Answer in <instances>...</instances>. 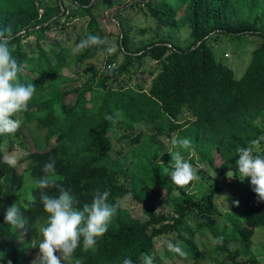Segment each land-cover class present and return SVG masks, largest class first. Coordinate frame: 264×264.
<instances>
[{
  "label": "trees",
  "instance_id": "obj_1",
  "mask_svg": "<svg viewBox=\"0 0 264 264\" xmlns=\"http://www.w3.org/2000/svg\"><path fill=\"white\" fill-rule=\"evenodd\" d=\"M57 1L56 6H45L40 14L36 0H0V29L9 26L12 29L11 44L16 45L13 56L23 66L19 78L36 87L28 110L14 117L20 120V127L13 133L0 134V239H9L6 247L12 254L13 264H17L19 254H24L25 249L39 253L42 236L38 229L47 220V213L39 202L40 190L35 187L31 190L35 203L31 199L21 202L19 192L25 184L23 174L29 171L33 180L39 178L50 158L55 159L61 183L73 192L79 206L90 203L97 189L110 193V203L120 204V199L129 194L142 203L144 220L132 217L120 205L97 245L86 252L82 247L77 248L73 260L80 259L82 264H123L125 259H131L133 264H142L141 254L146 253L153 258V264H165L164 258L175 264H205L201 261L202 250L195 232L207 230L211 234L212 253L226 255L230 264H245L237 258L240 251L244 255L249 253L256 228L264 227V201H258L250 178L241 181L236 177L228 181L227 173L230 169L236 173L237 149L264 136V29L258 28L252 17L254 8H260L264 15V0H176L178 6L171 4L173 0H145L156 21L174 25L184 20L191 29V45L183 49L154 43L131 52L124 35V62L102 77L98 88L86 82L64 91L57 90L63 82L54 75L64 65L65 50H46L38 43L35 55L20 46L25 34L36 33L37 29L42 33L52 31L67 11L66 2L89 14L92 12V0ZM182 6H185V15L176 20ZM92 21L91 28H98L94 17ZM214 33L237 39L247 35L261 38L240 79L234 77L230 67L216 61L210 44ZM41 40L43 36L37 42ZM102 49V44L87 47L77 55V60L92 59ZM49 55L54 57V63ZM146 57L157 62L159 70L149 89L127 86L122 77L135 61L142 63ZM114 84L118 87H113ZM54 87L56 90L47 95ZM73 95L75 102L68 103L67 99ZM184 111L190 112L192 119L181 123L179 118ZM117 112L119 118L115 122L105 118L115 117ZM141 122L157 129L159 134L178 132V140L188 139L189 145L181 149L192 165L203 161L197 153L200 149L212 148L222 160L217 171L223 182H216L200 201L182 189L173 199L172 214L156 212L149 201L161 197L159 190L170 188L173 182L169 176L161 175L163 166L153 162V158L162 156L163 161L169 162L171 155L165 154L150 136L131 161L125 162L121 152L114 150V140L131 137L135 125ZM23 130L28 136L23 135ZM142 137L133 138V144H140ZM28 138H32L33 148H28L26 170L19 173L6 162L5 154L16 143L27 149ZM208 160L213 165L215 158ZM193 182L194 179L188 185ZM225 190L229 192L232 208L223 214L216 198ZM44 191L56 194L54 188ZM235 201H239V206ZM13 203L20 206L26 220V227L22 229L24 248L19 251L14 244L13 227L4 222L6 209ZM190 216H195V231L189 224ZM220 218L227 222L224 226L218 223ZM164 236L170 239L171 248L165 249L164 256L160 257L155 250L156 240ZM230 242L235 243V250L229 248ZM173 245L178 247L174 249Z\"/></svg>",
  "mask_w": 264,
  "mask_h": 264
},
{
  "label": "rangeland",
  "instance_id": "obj_2",
  "mask_svg": "<svg viewBox=\"0 0 264 264\" xmlns=\"http://www.w3.org/2000/svg\"><path fill=\"white\" fill-rule=\"evenodd\" d=\"M39 6V12L43 13L45 6H56L57 0H36ZM145 0H93V7L91 14L84 9L77 8L70 2L63 1L66 13L64 17L54 24V29L50 32H39L31 35H24L20 41V46L23 50L30 54H37V44L40 43L46 50L56 49L63 51L64 65L62 69L54 76L62 81V85L57 87L58 91L80 87L81 84L90 82L93 88H98L99 81L106 74L110 73L113 69L118 68L124 62V51L122 45L123 36L128 38L127 45L131 52H138L146 46L154 43H167L171 46L180 48H187L191 45V29L184 20H180L185 15V6H182L177 11L176 20H180L174 25H164L156 21L150 13L149 8L144 3ZM158 2V0H154ZM172 5H177V1L173 0ZM76 14V17L73 16ZM73 16V17H72ZM92 17L98 25V28H91ZM252 17L257 21V26L264 29V15L261 13L260 8H254ZM57 20V19H56ZM98 35L105 43L102 44L103 49L92 59L86 61H78L77 55L84 53L85 49L73 54V49L80 43L82 38L87 35ZM211 38L210 44L213 48V53L217 62L230 67L234 72V77L240 79L252 58V51L261 43V38L247 35L240 39L233 38L228 34L214 33ZM43 36V40L38 41V37ZM14 49L16 45H13ZM110 49V50H109ZM142 54V51L140 52ZM52 62H55L54 57L49 55ZM158 64L148 57L144 58L142 63L134 62L133 67L127 72L122 80L129 87H136L137 85L149 89L151 81L158 73ZM29 76L35 75L29 71H25ZM113 87H118L114 84ZM55 87L50 89L47 95L54 92ZM68 103L75 102L74 95L67 99ZM190 112L184 111L179 121L185 122L190 117ZM264 131V126H263ZM23 135L28 136L26 130L22 131ZM142 135V142L140 144H133L132 139ZM150 136L155 139L165 154L170 155L169 151H176L177 148L184 155L181 146H173L171 141L173 138L177 139L178 132L172 135L159 134L158 130L146 123H138L132 130L131 137L125 138L122 141L114 140V150L121 152V158H125V162L131 161L141 151V146H145V139ZM264 137V136H263ZM28 145L16 143L12 150H8L5 154V159H11L15 163L12 164L16 167L19 173H23L28 162L25 158L28 155V148H33L32 138H28ZM264 143V140H263ZM264 148V144L259 146V151ZM199 156L203 157V161L193 164L195 169V177L192 185L177 186L174 183L170 188L160 189V196L156 200L149 201L154 206L156 212L159 214H172L173 212V199L179 195L180 190L185 189L187 192L193 193L197 200L205 198L206 194L214 186L216 182H223V177L218 173L217 169L222 163L219 155L212 150V148L200 149L197 152ZM114 158L116 155L113 154ZM214 157V164L211 165L208 158ZM153 162L163 166L170 164L171 161H163L162 156L153 158ZM24 186L19 192V199L23 202L25 199L31 198V190L34 188V180L31 173L25 172ZM228 178V177H227ZM228 181H230L228 179ZM216 203L223 214L230 211L232 202L228 191L219 193L216 198ZM120 205L123 209L127 210L132 217L144 220V212L142 203L136 200L133 195L129 194L120 199ZM195 216L189 217V224L192 230L195 231L194 224ZM218 221V220H217ZM218 223L224 226L227 222L225 219L220 218ZM11 231L15 234L14 244L16 251L21 250L24 235L22 229L12 228ZM170 236V235H169ZM164 236L156 240V253L160 257L164 256L165 249L171 248L170 239ZM211 234L207 230L196 231L195 238L199 243L200 250H202L201 261L205 264H230L231 260L226 255H219L212 253L210 247L212 245ZM210 239V240H209ZM9 240V239H8ZM8 240L0 239V264H13L12 254L9 248L6 247ZM253 244L248 254L244 255L241 251L237 260L249 264L251 261L256 264H264V227L256 228L255 234L252 238ZM229 248L235 250V243L230 242ZM37 254L25 249L24 254H19L17 264H33L37 259ZM165 264H175L173 260L164 258ZM181 262L177 263L180 264Z\"/></svg>",
  "mask_w": 264,
  "mask_h": 264
},
{
  "label": "clouds",
  "instance_id": "obj_3",
  "mask_svg": "<svg viewBox=\"0 0 264 264\" xmlns=\"http://www.w3.org/2000/svg\"><path fill=\"white\" fill-rule=\"evenodd\" d=\"M11 27L0 29V134L15 132L20 127V120L15 119L17 113L26 112L28 105L35 95L33 83L20 80L23 71L22 64L13 56L14 46ZM98 35H87L73 49L76 54L83 49L104 44ZM110 50V49H109ZM106 119L115 122L119 118L117 112ZM264 137L252 139L246 146L237 149L236 173L230 169L227 173L229 180L238 177L241 181L250 178L252 190L258 201H264V152L259 151ZM173 146H188V139L171 141ZM171 162L162 168L161 175H167L177 186H186L195 177V169L191 162L177 148L169 151ZM9 165L15 162L6 159ZM54 158L44 164L43 175L34 180V187L40 190L39 202L47 213L46 224L38 229L42 239L39 240V253L33 264H82L80 259L73 260L77 248L88 251L97 245L98 238L108 231L109 224L116 215L120 204L110 203V193L97 189L90 203L79 206V201L73 192L64 187L56 173ZM54 188L55 195L45 189ZM35 203V198H30ZM239 206V201L234 202ZM4 222L19 230L26 227V220L21 214L17 203L10 205L5 212ZM174 249L178 246L173 245ZM142 264H153V258L146 253L140 257ZM9 264L11 262L9 261ZM123 264H133L131 259H125Z\"/></svg>",
  "mask_w": 264,
  "mask_h": 264
},
{
  "label": "crops",
  "instance_id": "obj_4",
  "mask_svg": "<svg viewBox=\"0 0 264 264\" xmlns=\"http://www.w3.org/2000/svg\"><path fill=\"white\" fill-rule=\"evenodd\" d=\"M40 14H42V13H40Z\"/></svg>",
  "mask_w": 264,
  "mask_h": 264
},
{
  "label": "built area",
  "instance_id": "obj_5",
  "mask_svg": "<svg viewBox=\"0 0 264 264\" xmlns=\"http://www.w3.org/2000/svg\"><path fill=\"white\" fill-rule=\"evenodd\" d=\"M42 13V12H41Z\"/></svg>",
  "mask_w": 264,
  "mask_h": 264
},
{
  "label": "water",
  "instance_id": "obj_6",
  "mask_svg": "<svg viewBox=\"0 0 264 264\" xmlns=\"http://www.w3.org/2000/svg\"><path fill=\"white\" fill-rule=\"evenodd\" d=\"M93 1V0H92Z\"/></svg>",
  "mask_w": 264,
  "mask_h": 264
}]
</instances>
